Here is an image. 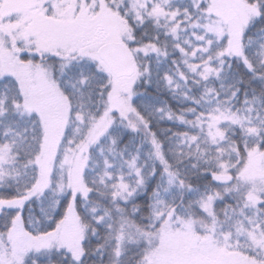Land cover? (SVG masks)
Wrapping results in <instances>:
<instances>
[{
    "label": "snow or ice",
    "instance_id": "6c2138e0",
    "mask_svg": "<svg viewBox=\"0 0 264 264\" xmlns=\"http://www.w3.org/2000/svg\"><path fill=\"white\" fill-rule=\"evenodd\" d=\"M0 264H264V0H0Z\"/></svg>",
    "mask_w": 264,
    "mask_h": 264
}]
</instances>
